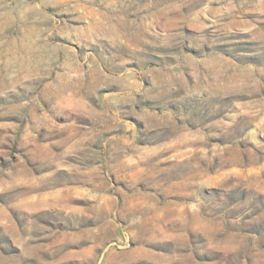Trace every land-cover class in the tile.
<instances>
[{
    "label": "rangeland",
    "instance_id": "1",
    "mask_svg": "<svg viewBox=\"0 0 264 264\" xmlns=\"http://www.w3.org/2000/svg\"><path fill=\"white\" fill-rule=\"evenodd\" d=\"M0 264H264V0H0Z\"/></svg>",
    "mask_w": 264,
    "mask_h": 264
}]
</instances>
